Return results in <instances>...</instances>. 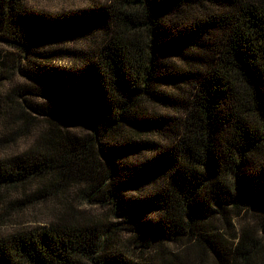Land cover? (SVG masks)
Segmentation results:
<instances>
[{
	"label": "trees",
	"instance_id": "obj_1",
	"mask_svg": "<svg viewBox=\"0 0 264 264\" xmlns=\"http://www.w3.org/2000/svg\"><path fill=\"white\" fill-rule=\"evenodd\" d=\"M26 1L0 0V42L31 98L1 114L42 128L0 157V204L75 185L107 209L0 230V264H264V0Z\"/></svg>",
	"mask_w": 264,
	"mask_h": 264
},
{
	"label": "rangeland",
	"instance_id": "obj_2",
	"mask_svg": "<svg viewBox=\"0 0 264 264\" xmlns=\"http://www.w3.org/2000/svg\"><path fill=\"white\" fill-rule=\"evenodd\" d=\"M105 0H28L27 6L33 10L47 13H59L63 11H72L81 8H87L95 3H102ZM88 40H76L74 42H66L61 45L67 46L73 50L81 52L88 48ZM91 45V44H89ZM45 47H49L46 45ZM72 57V58H71ZM66 57L64 59L55 60V64H73L76 61V56ZM26 54L9 46L6 43L0 42V157L13 153H19L30 146L33 141L35 132L42 128V123L36 121L32 125V130L25 136H12L11 124L3 121L2 112L6 113L9 98L13 101L23 102L26 98H31L30 95L19 94L17 87L28 85L29 81L19 72V67L25 66ZM2 63V64H1ZM8 96V97H7ZM5 111V112H4ZM20 134V132H19ZM38 183V182H34ZM41 184V183H39ZM42 186L33 184L28 186L21 192H11L6 196L3 203L0 204V230L7 231L10 228L18 225H36L43 224L52 219L58 210H61L66 205L65 202L72 203L76 209H87L90 207L93 212H104L107 207H102L98 204L87 206L84 200L81 199L77 192V186H72L65 189H59L57 196L52 193L58 188L47 187L49 191L46 197ZM21 206V208H18Z\"/></svg>",
	"mask_w": 264,
	"mask_h": 264
}]
</instances>
